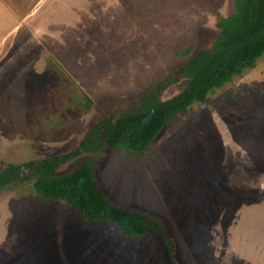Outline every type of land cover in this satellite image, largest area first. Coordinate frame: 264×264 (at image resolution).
Returning a JSON list of instances; mask_svg holds the SVG:
<instances>
[{
  "label": "rangeland",
  "instance_id": "rangeland-1",
  "mask_svg": "<svg viewBox=\"0 0 264 264\" xmlns=\"http://www.w3.org/2000/svg\"><path fill=\"white\" fill-rule=\"evenodd\" d=\"M233 10L232 0H0V172L75 150L209 45ZM86 157L106 200L157 220L170 252L26 181L0 189V264H264V55L176 114L146 152L105 146L57 175Z\"/></svg>",
  "mask_w": 264,
  "mask_h": 264
},
{
  "label": "trees",
  "instance_id": "trees-1",
  "mask_svg": "<svg viewBox=\"0 0 264 264\" xmlns=\"http://www.w3.org/2000/svg\"><path fill=\"white\" fill-rule=\"evenodd\" d=\"M232 1L233 12L218 18V32L209 45L185 64L158 79L124 111L108 113L90 128L75 150L22 166H7L0 172V189L32 181L36 194L49 201L68 204L86 221L114 222L119 232L128 238L143 237L151 232L164 242L170 252L165 233L157 220L119 208L106 200L94 179L93 159L86 157L65 175H57L56 171L66 162L83 154L97 153L105 146L132 154L146 152L176 114L186 111L194 103H204L211 91L254 69L264 55V0ZM189 51L182 54L186 55ZM173 85L181 86V91L162 98L163 93ZM151 113V124L137 130L135 121Z\"/></svg>",
  "mask_w": 264,
  "mask_h": 264
}]
</instances>
